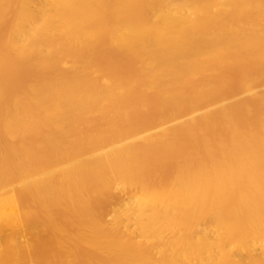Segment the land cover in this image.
<instances>
[{
  "label": "bare ground",
  "instance_id": "bare-ground-1",
  "mask_svg": "<svg viewBox=\"0 0 264 264\" xmlns=\"http://www.w3.org/2000/svg\"><path fill=\"white\" fill-rule=\"evenodd\" d=\"M0 246L264 264V0H0Z\"/></svg>",
  "mask_w": 264,
  "mask_h": 264
},
{
  "label": "rangeland",
  "instance_id": "rangeland-1",
  "mask_svg": "<svg viewBox=\"0 0 264 264\" xmlns=\"http://www.w3.org/2000/svg\"><path fill=\"white\" fill-rule=\"evenodd\" d=\"M6 231L9 232L10 230L8 228H6ZM6 231L4 230L5 233H6ZM16 233H17V230H16ZM21 233L23 234V231L22 230L19 231V234L18 235L21 236V239H22L23 236H22ZM0 248H1V246H0Z\"/></svg>",
  "mask_w": 264,
  "mask_h": 264
}]
</instances>
